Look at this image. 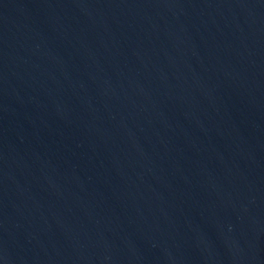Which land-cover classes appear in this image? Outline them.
<instances>
[{
	"label": "water",
	"instance_id": "water-1",
	"mask_svg": "<svg viewBox=\"0 0 264 264\" xmlns=\"http://www.w3.org/2000/svg\"><path fill=\"white\" fill-rule=\"evenodd\" d=\"M0 264H264V0H0Z\"/></svg>",
	"mask_w": 264,
	"mask_h": 264
}]
</instances>
